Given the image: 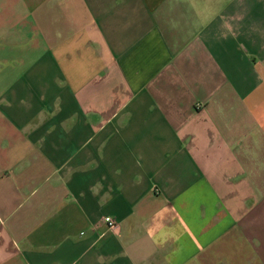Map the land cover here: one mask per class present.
I'll return each mask as SVG.
<instances>
[{"label":"crops","instance_id":"0c3cea01","mask_svg":"<svg viewBox=\"0 0 264 264\" xmlns=\"http://www.w3.org/2000/svg\"><path fill=\"white\" fill-rule=\"evenodd\" d=\"M0 264H264V0H0Z\"/></svg>","mask_w":264,"mask_h":264},{"label":"built area","instance_id":"2783aa9c","mask_svg":"<svg viewBox=\"0 0 264 264\" xmlns=\"http://www.w3.org/2000/svg\"><path fill=\"white\" fill-rule=\"evenodd\" d=\"M103 220L106 223V225H107L108 228H115L116 227V222H115V220L112 217L105 216L103 218Z\"/></svg>","mask_w":264,"mask_h":264}]
</instances>
